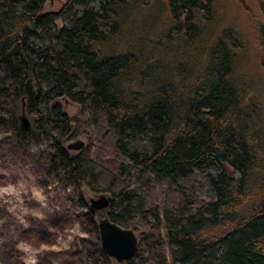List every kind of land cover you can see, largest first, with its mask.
Wrapping results in <instances>:
<instances>
[{"label":"trees","instance_id":"16d2710c","mask_svg":"<svg viewBox=\"0 0 264 264\" xmlns=\"http://www.w3.org/2000/svg\"><path fill=\"white\" fill-rule=\"evenodd\" d=\"M43 1L0 0V162L69 188L83 208L81 187L109 197L105 217L123 229L161 232L124 264H264V97L219 0H62L57 12ZM252 1L264 71V0ZM79 134L88 145L69 155L63 143ZM193 172L212 194L205 206L180 187ZM84 219L96 230L95 213ZM0 264L22 263L2 252Z\"/></svg>","mask_w":264,"mask_h":264},{"label":"rangeland","instance_id":"374dc122","mask_svg":"<svg viewBox=\"0 0 264 264\" xmlns=\"http://www.w3.org/2000/svg\"><path fill=\"white\" fill-rule=\"evenodd\" d=\"M62 0H44L42 10L44 12H57L62 7ZM221 7L220 22L224 26L233 23L242 34L244 48L242 59V74L250 76L255 85V98L264 97V71L258 67L254 59V47L250 38L249 14L254 13L255 7L252 0H219ZM80 8H73L78 11ZM59 27L65 23L55 21ZM257 99V101H258ZM61 112L68 118L77 116L79 106L67 100L55 101ZM19 104L17 103V109ZM18 113V110H17ZM31 122V118L26 116ZM30 130L33 123H30ZM79 140L83 148L88 145L85 135L79 134L63 143L65 148L71 142ZM74 155L78 151H67ZM227 172H230L226 168ZM205 174L213 176L211 171ZM180 187L189 190L197 207L205 206L213 198L203 178L193 172L189 180L180 183ZM82 199L86 202V208L74 204L77 196L69 188L64 189L60 184L54 183L48 186L39 184L29 167L11 164L7 161L0 162V253L14 254L15 258L25 264L27 253L22 252L18 245L24 243L36 251L37 264L45 260L49 264H118L106 257L100 250L96 230L91 228L84 217L88 213V201L95 198L80 188ZM147 222H152L150 219ZM144 221H135L125 226V229L133 231L137 241L147 237L155 238L161 232L153 226H144ZM145 256L137 260L140 263ZM124 264V263H121ZM144 264V263H143Z\"/></svg>","mask_w":264,"mask_h":264},{"label":"water","instance_id":"95a60500","mask_svg":"<svg viewBox=\"0 0 264 264\" xmlns=\"http://www.w3.org/2000/svg\"><path fill=\"white\" fill-rule=\"evenodd\" d=\"M17 126L21 132H26L30 128L29 120L23 111V103H21L17 116ZM82 148L83 143L79 140L65 146L67 151H80ZM109 202V197L96 195L94 199H89L88 209L96 215V232L101 252L114 262L121 264L134 256L137 247V238L133 231L123 229L105 217Z\"/></svg>","mask_w":264,"mask_h":264},{"label":"clouds","instance_id":"9594fccd","mask_svg":"<svg viewBox=\"0 0 264 264\" xmlns=\"http://www.w3.org/2000/svg\"><path fill=\"white\" fill-rule=\"evenodd\" d=\"M18 248L22 252L27 253L25 258V264H37L35 250H31L30 246H26L23 242L18 245Z\"/></svg>","mask_w":264,"mask_h":264}]
</instances>
